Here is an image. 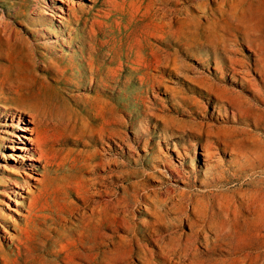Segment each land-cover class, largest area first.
Instances as JSON below:
<instances>
[{"label":"rangeland","instance_id":"374dc122","mask_svg":"<svg viewBox=\"0 0 264 264\" xmlns=\"http://www.w3.org/2000/svg\"><path fill=\"white\" fill-rule=\"evenodd\" d=\"M60 1L0 0V50L8 55L0 58V85L30 84L38 104L11 110L12 120L1 106L11 104L0 102V231L8 232L1 244L14 257L17 241L8 237L21 231L17 264L70 263L88 253L94 264H264V0H73L93 6L76 19L57 17ZM7 37L16 44L8 47ZM229 55L250 65L255 86L235 74ZM140 57L147 70L137 69ZM207 83L218 90L210 98L191 92ZM182 92L191 114L175 111ZM220 96L244 101L249 116L238 120L228 104L219 111ZM29 112L44 116L49 135L64 134L53 166L8 150L17 136H30L21 132L24 122L34 127ZM164 120L186 131L206 123L217 136L211 158L200 147L205 138H193L189 151V141L174 137L166 145ZM239 139L245 157L235 159L223 145ZM170 162L190 181L172 178Z\"/></svg>","mask_w":264,"mask_h":264},{"label":"bare ground","instance_id":"6f19581e","mask_svg":"<svg viewBox=\"0 0 264 264\" xmlns=\"http://www.w3.org/2000/svg\"><path fill=\"white\" fill-rule=\"evenodd\" d=\"M62 1V5L60 6V8L58 9L59 10V12H60V14H58V16L57 17H59L60 19H65L64 17H63V15H65L66 13H68V15H69V18L70 19H72V18H74V19H76L77 17H78V14H82V16H83V14H87L88 12H89V10L90 9H92L93 8V6H85V5H82V4H76L73 0H61ZM60 1V2H61ZM97 0H92V2H96ZM104 1H106V0H104ZM148 1V0H147ZM162 1V0H161ZM164 1V0H163ZM55 2V1H54ZM108 2L109 3H111L112 5H115L116 6V0L114 1V0H108ZM118 2H120L119 0H118ZM117 2V3H118ZM123 2V1H122ZM125 2V1H124ZM124 2H123V4H124ZM130 2H132V1H130L129 0V5H131L130 4ZM157 2V1H156ZM159 2V1H158ZM167 2V1H166ZM126 3H128V2H126ZM152 3H153V0H152ZM155 3V2H154ZM165 3V2H164ZM104 4V3H103ZM111 4H109L110 6H111ZM135 4V3H134ZM151 4V3H150ZM161 4H162V2H161ZM167 4V3H166ZM105 5H107V4H105ZM152 5V4H151ZM244 5V4H243ZM247 5V4H246ZM115 6H112V7H115ZM135 6V5H134ZM154 6H156L157 7V5H154ZM163 6H165V5H163ZM123 7H124V5H123ZM133 7V6H132ZM147 7V6H146ZM150 7V6H149ZM153 7V6H152ZM159 7V6H158ZM157 7V8H158ZM226 7V6H225ZM105 8H110L109 6H106ZM116 8H118V7H116ZM122 8V7H121ZM128 8V7H127ZM162 8V7H161ZM207 8V7H206ZM102 9H104V8H102ZM115 9V8H114ZM168 9V8H167ZM166 9V10H167ZM112 10V9H111ZM150 10H152V9H150ZM155 10H157V9H155ZM209 10V9H208ZM213 10L214 9H210V12H213ZM123 11V10H122ZM149 11V10H148ZM154 11V10H153ZM163 11V10H162ZM161 11V12H162ZM165 11V10H164ZM164 11H163V14H164ZM207 11V10H206ZM99 12H100V10H99ZM104 11H102L101 12V14L103 13ZM167 11H165V13H166ZM91 13V12H90ZM89 13V14H90ZM105 13H107V11L105 12ZM121 13V12H120ZM149 13V12H148ZM208 13V15H209V12H207ZM218 13V12H217ZM111 14V13H110ZM118 14V13H117ZM154 15H155V13H153ZM219 14V13H218ZM159 15V14H158ZM215 15V14H214ZM214 15H212V16H214ZM220 15H221V13H220ZM240 15V14H239ZM93 16H94V14H93ZM97 16V15H96ZM156 16V15H155ZM165 16V15H164ZM236 16V15H235ZM234 16V17H235ZM98 17V16H97ZM105 17V16H104ZM110 17V16H109ZM159 17H162V15H159ZM158 17V18H159ZM207 17H209V16H204V18L206 19ZM107 18V17H106ZM191 18V17H190ZM221 18V17H220ZM232 18V15L230 16V19ZM81 19H83V17H81ZM92 19V18H91ZM101 19V18H100ZM157 19V18H156ZM189 19V18H188ZM208 19V18H207ZM211 19H212V17H211ZM93 20V19H92ZM96 20V19H95ZM105 20V19H104ZM234 20V19H233ZM77 21H78V19H77ZM156 21V20H155ZM199 21V20H198ZM231 21V20H230ZM60 23L63 25V24H65L63 21H60ZM79 23V22H78ZM98 22L97 21H94L93 23H92V25L94 26V25H96ZM234 23V22H233ZM87 24H88V22H87ZM99 24V23H98ZM103 24V23H102ZM166 24H167V22H166ZM199 24V23H198ZM236 25V24H235ZM91 26V25H90ZM99 26L101 27L102 25L101 24H99ZM105 26V25H104ZM219 26H221V25H219ZM4 27H5V25H4ZM3 27V28H4ZM36 27V26H35ZM64 27V26H63ZM246 27V26H245ZM6 28H7V26H6ZM65 28H67V27H65ZM88 28V27H87ZM94 27H92V29H93ZM103 28V27H102ZM244 28V27H243ZM29 29V28H28ZM95 29V28H94ZM97 29V28H96ZM95 29V30H96ZM232 29V28H231ZM234 29H235V27H234ZM3 30V29H2ZM5 30V29H4ZM11 29H9V31H10ZM65 30V29H64ZM68 30H69V28H68ZM94 30V31H95ZM102 30V29H101ZM221 30V29H220ZM236 30V29H235ZM6 31V30H5ZM16 31V30H15ZM29 31V30H28ZM89 31H92L91 29L89 30ZM98 31V30H97ZM99 31H100V28H99ZM223 31V30H222ZM237 31V30H236ZM253 31V30H252ZM251 31V32H252ZM10 32H12V30L10 31ZM18 33V32H17ZM77 33V32H76ZM193 33H195V31L193 30ZM235 33V32H234ZM234 33L233 34H231V35H234ZM238 33H239V31H238ZM240 33H242V32H240ZM16 34V33H15ZM19 34H21L20 32H19ZM31 34H32V32H31ZM89 34V33H88ZM94 34V33H93ZM201 34H202V32H201ZM8 35H9V33H8ZM11 35V34H10ZM21 35H23V34H21ZM20 35V36H21ZM91 35V34H90ZM162 35L163 34H161V36L160 37H162ZM244 34L242 33V36H243ZM252 35H253V33H252ZM257 35V34H256ZM256 35H254V36H256ZM4 36V35H3ZM34 36V35H33ZM235 36V35H234ZM246 36H248V34H246ZM259 36V35H258ZM257 36V37H258ZM15 37V36H14ZM17 37H19V36H17ZM244 37H245V35H244ZM8 38V37H7ZM16 38V37H15ZM31 38V37H30ZM92 38V37H91ZM211 38V37H210ZM252 38V37H251ZM18 39V38H17ZM16 39V40H17ZM161 39H163V37L161 38ZM15 39H11V38H8V39H5L4 40V42L7 44V46L8 47H10V46H13V45H15L16 43L15 42H17ZM64 40V39H63ZM204 40V39H203ZM229 40V39H228ZM228 40H227V42H228ZM247 40V39H246ZM245 40V41H246ZM251 40L252 39H250V42H251ZM206 41H207V39H206ZM215 41V40H214ZM33 42V41H32ZM69 42V41H68ZM72 42V41H71ZM91 42V41H90ZM254 42V41H253ZM63 43H65V42H63ZM62 43V44H63ZM80 43V42H79ZM85 43V42H84ZM92 44H93V42H91ZM90 43V44H91ZM94 43H96V42H94ZM206 43V42H205ZM209 43V42H208ZM238 43V42H237ZM91 44V45H92ZM108 44V43H107ZM107 44H106V46H107ZM31 45H34V43L33 44H31ZM64 45V44H63ZM88 45V44H87ZM215 45H216V43H215ZM215 45H213V46H215ZM222 45H223V43H222ZM216 46H219V44L218 45H216ZM229 46V45H228ZM227 45H225V51L226 52H228V53H232V54H234L235 53V51L237 50V49H235V48H229ZM236 46V45H235ZM80 47H83V46H80ZM79 47V48H80ZM256 47V46H255ZM254 47V48H255ZM90 48V47H89ZM88 48V49H89ZM216 48V47H215ZM214 48V49H215ZM238 48V47H237ZM262 48V47H261ZM263 49V48H262ZM10 50V49H9ZM92 50V49H91ZM255 53L257 54V56H258V59L256 60L257 62H259L260 63V57H262V56H260V54H259V51H260V48L258 47V48H255ZM223 51V50H222ZM221 51V52H222ZM237 51H239V50H237ZM263 51V50H262ZM29 53H32L31 52V48H30V52ZM90 53V52H89ZM238 53V52H237ZM240 54V53H239ZM30 55V54H29ZM262 55V54H261ZM23 56V55H22ZM7 57H8V55H7V52L6 51H4V50H0V58H2V59H7ZM51 57V56H50ZM44 58V57H43ZM228 58H229V60H230V63H231V68L233 69V71L235 72V74H237V75H239V76H241V79H242V81L244 80V81H246L248 84H250L249 86H252L251 84H252V80L249 78V76H250V74L251 73H249V68H250V65L249 64H247V63H244L243 61H239V60H236V59H233L232 57H230V55L228 56ZM54 59V58H53ZM262 59V58H261ZM138 60V63H139V67L137 68L139 71L140 70H147V68L145 67V66H141L140 64V62L142 61L141 60V57L139 58V59H137ZM30 61V60H29ZM49 64V66H48V68H50V70L51 71H53V68H54V64L52 63V62H49L48 63ZM42 65H43V63H42ZM260 65H258V67H259ZM264 66V65H263ZM238 67V68H237ZM261 67V66H260ZM55 70V69H54ZM60 70V69H59ZM57 71L56 70V72H57V74H59L60 75V71ZM264 70V69H263ZM62 71V70H61ZM137 71V70H136ZM54 72V71H53ZM56 74V73H55ZM260 74V73H259ZM263 74H264V71H263ZM45 76H47V75H49V74H44ZM252 75V74H251ZM50 78V77H49ZM52 79V78H51ZM43 81L42 82H44V83H47V80H48V78H43L42 79ZM4 81V80H3ZM19 81V80H18ZM50 81V80H49ZM254 83V82H253ZM27 84H29V83H27ZM48 84V83H47ZM53 84V83H52ZM255 84L256 83H254V85L253 86H255ZM58 85V84H57ZM27 86V85H26ZM26 86L24 87V86H22V85H10V84H8L7 86H6V84L4 83V82H1V85H0V102H7V103H10L11 105H1L2 106V109H4V110H6V111H9L7 114H6V119L8 118V117H10L12 120H14V116H15V114L11 111V110H16L17 112H22V110H28L26 107H25V104H26V102H27V104L28 105H31L32 107H36V108H38V104L36 103V101H34V95L33 94H35L34 92H32L31 91V89H29V88H26ZM28 86H30V84L28 85ZM27 86V87H28ZM37 88V87H36ZM195 88H197V89H191V92H196L198 95H200V96H204V97H206V98H210L209 97V95L212 93H217L218 92V90H217V88L215 87V85L214 84H209V83H207V84H201L199 87H195ZM251 89H253V90H255V87H253V88H251ZM203 90L206 92V93H208V94H205V92H203ZM38 92V91H37ZM259 92V94L260 95H262L263 93H260L261 91H258ZM153 93H154V90H153ZM228 93V92H227ZM173 94V93H172ZM183 94V95H182ZM177 95V94H176ZM175 95V96H176ZM180 95V96H179ZM178 96V98H177V104H178V106L181 108H179L178 110H175V111H180L181 112V114L182 113H187V114H191L192 113V110L194 109V108H192V106H191V103H190V101L188 100V97H186V96H184L185 94L182 92V93H180ZM230 95H231V93H230ZM35 96H36V94H35ZM190 97V96H189ZM52 98V97H51ZM239 98H240V96H239ZM235 99V98H234ZM242 99V98H241ZM48 100V99H47ZM199 100V99H198ZM214 101H215V104H218L219 105V111H221V109L223 108L224 109V111L227 113V109H226V104H228V105H230V106H234L233 108H234V110L236 111V113L235 112H233V115L235 116V114L236 115H238V120H242V119H245L247 116H249V114L245 111V110H243L242 109V107H243V104L245 103L244 101H242V100H240V101H236V102H233V100L231 99V98H227L226 96H220V97H217V98H215L214 99ZM259 101L260 102H262V103H264V94L262 95V97L261 98H259ZM199 102V101H198ZM44 103V102H43ZM162 104V103H161ZM193 104V103H192ZM42 105V104H41ZM246 105V104H245ZM250 105V104H249ZM166 106V105H165ZM198 106H200V105H198ZM43 107V106H42ZM164 107V106H163ZM168 107V106H167ZM165 108V107H164ZM42 109V108H41ZM170 109V108H169ZM251 109V108H250ZM4 110H2V111H0V115L1 114H3L4 112ZM32 110V109H31ZM159 110H161V109H159ZM34 111V110H33ZM41 111V110H40ZM48 111V110H47ZM54 111V110H53ZM170 111V110H169ZM24 113H25V111H24ZM41 113V112H40ZM42 113H43V111H42ZM48 113V112H47ZM200 113V112H199ZM27 114V113H26ZM29 114H30V118L32 119V120H30L29 121V123L28 124H33L34 125V127L32 128V129H29L30 127H29V125H27V123H23V125H24V127L21 129V132L22 133H28L30 136H28L27 134H21V135H19V136H17L16 138L18 139V143H13V140L12 141H10L11 142V144L8 146V150H12V151H15V150H20V151H27V152H30V153H32L33 154V156H29L27 159H25V158H21V160L22 161H24V160H27L28 162H33V161H36V162H43L44 163V166L45 167H49V166H53V163L55 162V161H57V156H55V154L57 153V152H55L56 150L58 151V149L59 148H57V149H55V147H56V145H58L59 144V142H61L63 139H64V136H62V135H64V134H61V135H54V136H52V135H49L50 133H48L47 132V130L49 131V129L47 128V123L48 122H46V124L44 123V121L41 119V118H44V116H39L38 114H36V113H31V112H29ZM28 114V115H29ZM45 114H46V112H45ZM156 114H157V112H156ZM203 114V113H202ZM40 115H42V114H40ZM49 115V114H48ZM60 115V114H59ZM152 115V114H151ZM158 115V114H157ZM155 116V115H154ZM168 117H169V115H167ZM174 116H176V115H174ZM173 116V117H174ZM50 117V116H49ZM58 117V116H57ZM161 117H162V115H161ZM48 118V117H47ZM51 118V117H50ZM164 118V117H163ZM192 118V117H191ZM194 118V117H193ZM156 119V118H155ZM158 119V118H157ZM156 119V120H157ZM170 119V118H169ZM179 119H181V118H179ZM254 121H256L255 123H259L260 121H262V120H258V118H256V117H254ZM63 120V119H62ZM61 120V121H62ZM183 120V119H182ZM185 120V119H184ZM193 120V119H192ZM22 121H24V119H22ZM173 121V120H172ZM200 121V120H199ZM73 122V121H72ZM154 122H156V121H154ZM175 122V121H174ZM203 122V121H202ZM207 122V121H206ZM68 123V122H67ZM182 123H183V121H182ZM261 123V122H260ZM56 124V123H55ZM72 124V123H71ZM185 124V123H184ZM205 124L206 123H196L193 127H191L190 125H188L189 127H191V130H193L194 132H195V134L194 133H192V131L190 132L189 130V132L188 131H186L185 129H184V126H182V125H175V124H170L169 122H168V120H164L163 121V125H164V128H165V131L166 132H170V134H163V139H164V141L166 142V145H167V140H168V138L170 137V138H177L184 146H186L187 145V142L186 141H189L190 142V146L188 145L187 146V151H189L190 149H191V147H193L194 149L197 147V144H195L194 142H193V138H195L196 140L198 139H201L202 140V138H205V140H206V143H204V144H202V145H200V147L201 148H203L204 149V151H205V154L203 153V155H204V157H207V158H211V154L209 153V150H210V148H211V146L212 145H214L215 144V140L217 141V139H215L216 137H214V131H212V130H210V128H208V130L206 129V126H205ZM208 124V123H207ZM213 124V123H212ZM64 125H65V123H64ZM75 125H77V124H75ZM210 125V124H209ZM15 126V125H14ZM52 126H54V125H52ZM187 126V125H186ZM208 126V125H207ZM10 127H13V125H10ZM48 127H50V126H48ZM58 127V126H57ZM59 127H60V125H59ZM64 128H65V126H63ZM74 127V126H73ZM174 127V128H173ZM216 127H218V126H216ZM63 128V129H64ZM228 128V127H227ZM234 128V127H233ZM232 128V129H233ZM61 129V128H60ZM63 129H61V130H63ZM56 130H57V128H56ZM55 130V131H56ZM216 130V129H215ZM52 131V130H51ZM74 131V130H73ZM63 132V131H62ZM64 132H66V130L64 131ZM231 132V131H230ZM230 132H229V134H230ZM234 132H236V131H234ZM53 134H55V133H53ZM60 134V133H59ZM5 135H10L9 134V132L7 131V132H5ZM223 135V134H222ZM234 136H236V135H234ZM221 137V136H220ZM233 137V136H232ZM231 137V138H232ZM75 138H77V137H75ZM74 138V139H75ZM225 138V137H224ZM229 138V137H228ZM254 138V137H253ZM220 139V138H219ZM232 139H234V138H232ZM10 140V139H9ZM214 140V141H213ZM240 140V139H239ZM239 140H237L236 142H234V141H232V142H234V143H231V141L230 142H225V144L223 145L224 147H223V149H225V150H228V149H231L232 150V156H234L235 157V159H240V158H243V157H245V153H243V152H241V150H240V148H239V145L240 144H244L245 142L244 141H239ZM2 141H8V138H6L5 136H4V138L2 139ZM212 141V142H211ZM223 140H221V142H222ZM254 141V140H253ZM257 141V140H256ZM251 142V141H250ZM231 146H233V147H231ZM73 149V148H72ZM72 149H70V150H72ZM243 149V148H242ZM67 150H69V148H67ZM66 150V151H67ZM65 151V154L67 153ZM73 151V150H72ZM85 152V151H84ZM83 152V153H84ZM212 152V151H211ZM215 152V151H214ZM60 153V152H59ZM78 153V152H77ZM188 152H186L185 153V155L186 156H188ZM214 154V153H213ZM60 155H61V153H60ZM179 155H180V153H179ZM181 156V155H180ZM180 156L178 157V158H180ZM63 157V156H62ZM19 158V157H18ZM14 159V158H13ZM61 159V158H60ZM27 168H29V170L32 168V166H31V164H28V166H26ZM6 168V167H5ZM164 168H166V170L165 171H167L168 172V174H170V176L172 177V178H174V179H180L181 181L182 180H185V179H188L189 181H190V178H189V176H188V174L187 173H185L184 171H182L180 168H177V167H175L174 165H173V163L172 162H170V163H168V167H166V166H164ZM3 169V168H2ZM11 169H9V171H10ZM13 171V170H12ZM11 172V171H10ZM14 173V172H13ZM17 174V173H16ZM18 174H20V173H18ZM41 175V174H40ZM1 176H3V175H1ZM22 176V175H21ZM28 176H30V175H28V173H25L24 174V178L23 179H27L28 178ZM6 177V176H5ZM30 178V177H29ZM32 178V177H31ZM6 179V178H5ZM18 179V178H17ZM21 179V178H20ZM33 179V178H32ZM31 179V180H32ZM42 179H44V178H42ZM11 180V179H10ZM10 180H9V182H10ZM39 181H41V179H38ZM37 180V181H38ZM1 181V180H0ZM5 181V180H4ZM7 181V180H6ZM5 181V182H6ZM21 181H23V180H21ZM42 182V181H41ZM7 183V182H6ZM5 183V184H6ZM12 183V182H11ZM10 183V184H11ZM38 183V182H37ZM40 183V182H39ZM4 184V185H5ZM23 184V183H22ZM0 185H2V184H0ZM6 185H8V183L6 184ZM17 185V184H16ZM18 185H20V184H18ZM18 187V186H17ZM22 188H23V186H22ZM32 188V187H31ZM30 188V189H31ZM39 190V189H38ZM24 192H25V190H24ZM29 192H30V190H29ZM31 192H33V190L31 191ZM2 193V192H1ZM5 193V192H4ZM3 193V194H4ZM19 193V192H18ZM34 193V192H33ZM2 194V195H3ZM21 194V193H20ZM183 194V193H182ZM5 195V194H4ZM36 196V195H35ZM23 197V196H22ZM11 198V197H10ZM33 198V197H32ZM35 198V197H34ZM12 199V198H11ZM31 200V199H30ZM35 199H33L32 201H34ZM30 201L28 200V203H29ZM38 202V201H37ZM1 204V203H0ZM32 204V203H31ZM8 205V204H7ZM28 211V210H27ZM30 212V211H29ZM1 216H2V214H1ZM6 218V217H5ZM20 229H21V227H20ZM22 230V229H21ZM0 233H2V234H8V232H6V229H4V227H2V231H0ZM11 234V233H10ZM3 236H5V235H3ZM22 234H21V231L19 232V231H17V228H16V230H15V235H10L8 238H10L11 240H16L17 241V245H15L14 246V248L16 249V251H15V256L14 257H12V253H11V251H10V249L11 248H13V247H5L4 245H2L1 244V242H0V264H17L18 263V261H19V259L23 256V251H24V246L26 247V245H24V242H23V239H21L22 237ZM4 239V238H3ZM10 240V241H11ZM15 244V243H14ZM61 264H94V256L91 254V253H88V254H86L85 256H80L79 258H78V260L77 261H75V260H73L72 262H67L66 260H65V258H63V259H61Z\"/></svg>","mask_w":264,"mask_h":264}]
</instances>
